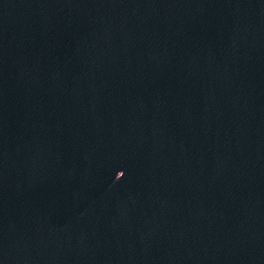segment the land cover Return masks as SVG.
<instances>
[{
    "label": "water",
    "instance_id": "95a60500",
    "mask_svg": "<svg viewBox=\"0 0 264 264\" xmlns=\"http://www.w3.org/2000/svg\"><path fill=\"white\" fill-rule=\"evenodd\" d=\"M0 264H264V0H0Z\"/></svg>",
    "mask_w": 264,
    "mask_h": 264
}]
</instances>
